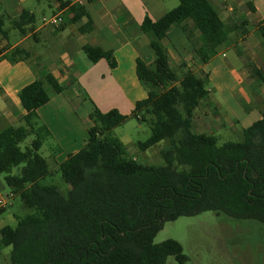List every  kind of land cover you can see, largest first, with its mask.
<instances>
[{
	"label": "trees",
	"instance_id": "trees-1",
	"mask_svg": "<svg viewBox=\"0 0 264 264\" xmlns=\"http://www.w3.org/2000/svg\"><path fill=\"white\" fill-rule=\"evenodd\" d=\"M64 5L68 9L63 22L88 17L79 3ZM184 18L201 32L204 46L195 51L201 62L213 58L231 33L244 34L238 25L222 22L208 0H178L161 18L152 21L146 16L141 30L154 60L151 64L137 60L136 73L154 89L129 116L116 109H92L86 143L57 165L70 187L66 193L41 182L52 173L38 153L50 133L36 112L51 92L62 93L64 88L47 74L19 91L25 114L21 125L0 131V174H5L11 194L32 213L18 218L14 228L0 229V245L11 247L10 264H165L169 256L185 264L187 257L176 240L153 242L167 221L213 211L264 227V99L261 118L242 129L239 141L219 144L214 134L194 132V112L210 92L208 76L172 69L163 44L171 27ZM34 19L23 10L13 25L25 34ZM2 26L0 18V34L5 36ZM257 30L264 42V22ZM83 50L92 62L104 58L110 67L115 65L109 51L97 46ZM3 57L15 62L28 53L16 47ZM246 67L264 88V68ZM129 118L150 129V137L137 142L140 150L167 142L160 150L163 164L128 156L124 144L113 136L112 130ZM29 135L33 139L22 149Z\"/></svg>",
	"mask_w": 264,
	"mask_h": 264
},
{
	"label": "crops",
	"instance_id": "crops-1",
	"mask_svg": "<svg viewBox=\"0 0 264 264\" xmlns=\"http://www.w3.org/2000/svg\"><path fill=\"white\" fill-rule=\"evenodd\" d=\"M25 1L3 0L8 12L0 16L5 32V36L0 34V131L22 124L25 110L19 100V91L35 80L44 79L47 74L52 75L64 91L51 92L49 101L36 112L50 133V161L57 166L86 143L92 124L89 114L94 107L101 112L116 109L129 116L135 104L146 99L154 89L151 84L139 80L136 73L137 60L145 64L154 60L141 23L146 16L152 21L161 18L177 6L178 0L82 1L79 4L88 17L76 22L64 19L56 28L44 25L43 18L54 14L63 17L68 5H61L66 1L77 3V0H48L52 1L51 14L42 11L38 19L32 11L23 7ZM208 2L222 22L238 25L244 34L231 33L225 46L207 62H201L195 54L204 46V40L190 18L181 19L171 27L163 44L172 69L206 75L214 84L213 90L209 89L208 97L201 103L213 105L203 112L205 117H210V114L223 117L226 114L224 118L228 119L222 103L229 105L234 99H244L258 104L264 99V88L259 87L239 57L241 55L247 62L255 63L257 68H261L259 63H264V42L257 30V25L264 22V0ZM23 10H28L35 17L25 34L13 25V19ZM5 20L10 25L8 29H4ZM87 23L91 24L90 28ZM11 30L18 33L12 44L7 41ZM85 46H97L111 52L115 65L110 67L104 58L90 61L83 50ZM16 47L24 49L28 57L15 62L3 57ZM229 52L234 59L226 60ZM195 115L196 111L193 123ZM260 118L261 112L253 122ZM216 120L215 124L221 126L222 123ZM253 122H243V129ZM157 145L159 147V143ZM148 154L144 156L146 161H149Z\"/></svg>",
	"mask_w": 264,
	"mask_h": 264
},
{
	"label": "rangeland",
	"instance_id": "rangeland-1",
	"mask_svg": "<svg viewBox=\"0 0 264 264\" xmlns=\"http://www.w3.org/2000/svg\"><path fill=\"white\" fill-rule=\"evenodd\" d=\"M51 2L48 0H41L40 2L38 0H26L23 7L32 11L38 19L41 18L42 11L47 15L51 14ZM6 12H8L6 4L0 0V16L5 15ZM9 27L10 25L5 20L4 29ZM15 35L18 33L11 30L7 41L12 44ZM232 59L234 58L229 52L226 60ZM240 59L245 67L247 64L255 66V63H249L245 58L241 57ZM259 64L263 69L264 63ZM176 71L179 70L176 69ZM255 81L259 84L257 80ZM213 86V83L208 82L209 89L213 90ZM48 91L51 90L48 88ZM261 102L256 104L246 102L244 99H234L229 105L222 103V108L227 111L228 119L224 118L226 114L223 117L210 114V117L206 118L203 112L210 110L209 106L212 107L213 105L204 102L195 110L193 130L197 133L206 132L216 135L219 144L226 141H239L244 126L243 122L256 120L255 118L262 110ZM216 119H218V123H222L221 126L215 124L214 120ZM112 134L124 144L128 156H135L139 161L146 164H163L160 150L167 145V142L162 141L159 143V147L156 144L147 152H143L137 147V142L145 141L150 137V129L147 124L130 119L114 128ZM32 139L33 136L29 135L20 145L21 148L24 149L29 146ZM38 153L47 159L49 169L52 172L51 176L44 178L41 182L54 185L62 193H66L70 188L69 185L61 179L57 166H53L50 161L52 156L50 138L43 142ZM145 153H149V161H146ZM17 173L18 169L15 168L13 174ZM4 176L5 174H0V198L7 201L8 204L0 212V229L3 226L14 228L18 218L32 213V210L27 208L18 196H11V190L6 185ZM168 239L176 240L181 245L183 254L187 257L185 264H264V227L257 222L231 220L223 215L217 216L213 211H204L197 215L181 216L173 221L165 222L162 229L154 237L153 242L158 244ZM10 253L11 247L0 245V264H10ZM165 264L178 263L174 257L169 256Z\"/></svg>",
	"mask_w": 264,
	"mask_h": 264
},
{
	"label": "built area",
	"instance_id": "built-area-1",
	"mask_svg": "<svg viewBox=\"0 0 264 264\" xmlns=\"http://www.w3.org/2000/svg\"><path fill=\"white\" fill-rule=\"evenodd\" d=\"M82 1H90V0H77V3H81ZM63 22V19L60 14H54L50 17L43 18V24L48 25L50 27L56 28ZM11 196H13L11 194ZM7 201L0 198V209H4L7 205Z\"/></svg>",
	"mask_w": 264,
	"mask_h": 264
}]
</instances>
